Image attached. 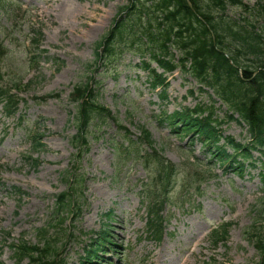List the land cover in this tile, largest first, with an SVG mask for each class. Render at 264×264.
Segmentation results:
<instances>
[{
  "label": "rangeland",
  "instance_id": "374dc122",
  "mask_svg": "<svg viewBox=\"0 0 264 264\" xmlns=\"http://www.w3.org/2000/svg\"><path fill=\"white\" fill-rule=\"evenodd\" d=\"M127 4L128 0L0 1L2 82L19 77L32 81L19 94L15 117H6L0 104V264H32L29 259L15 260L11 242L23 237L37 243L41 239L37 232L45 230L57 237L55 243L63 254L60 264H79L92 234L100 236L106 224L113 242L107 260L112 264H253L260 259L249 236L264 232V160L259 152L254 153L255 168L248 167L240 177L218 162L207 165L201 142L171 132L161 119L165 112L216 98L215 107L226 121L225 135L245 142L247 128L228 119L227 106L212 90L202 91L192 77L179 72L169 77L168 98L162 102L149 87L148 73L136 66L139 56L131 52L95 74L99 102L111 110L117 123L109 120L91 137L90 149L78 166L85 179L83 209L57 225L55 201L67 188L63 173L72 168L75 152L70 142L75 128L69 124L70 111L75 109L69 93L95 71L88 65L95 60L96 45L111 29L119 7ZM228 12L243 16L238 7L230 6ZM38 32L43 38L37 49L31 39L39 37ZM33 54L41 55L34 65ZM52 93L60 96L45 99ZM120 125L131 130L134 139L144 126L155 140L160 159L176 167L164 205L166 233L161 241L147 233L142 193L151 186L162 199L164 190L156 186L155 176L143 162L119 165L115 145L124 140ZM38 127L44 133L45 148L34 150L27 129ZM27 156L36 158L37 164ZM13 186L25 195L17 194ZM109 211L110 221L105 218ZM253 221L257 224L252 225ZM226 222L233 223L228 240L215 245L211 232Z\"/></svg>",
  "mask_w": 264,
  "mask_h": 264
},
{
  "label": "trees",
  "instance_id": "16d2710c",
  "mask_svg": "<svg viewBox=\"0 0 264 264\" xmlns=\"http://www.w3.org/2000/svg\"><path fill=\"white\" fill-rule=\"evenodd\" d=\"M128 1V5L120 8L108 34L97 43L95 60L88 68L97 65L94 72L97 73L99 67L115 64L123 53L131 52L140 57L139 66L149 72L151 89H160L163 99L167 98L169 86L167 74L176 70L193 77L202 90H206L204 87L212 89L228 107V117L248 127V143L243 144L223 135L220 126L224 121L217 115L212 104L214 100L210 105L198 103L194 109L186 107L181 111L165 113L162 120L168 122L173 133L201 141L211 162L216 160L225 170L241 175L244 164H250L255 150L264 157V3L258 1L256 5H250L243 0ZM230 6L240 8L243 16L238 18L229 14ZM34 42L40 45V40L34 39ZM152 63H156L162 72L152 67ZM94 78L93 74L86 81L76 83L69 95L75 108V112H70L69 121L76 129L70 139L76 149L73 165H77L88 151L91 137L101 126L109 120L117 121L112 112L99 103L97 86H93ZM23 81L19 78L5 83V87L0 83V104L8 117L18 111V95L14 92L22 91L21 88L26 86ZM235 114L238 118L234 117ZM121 128L125 130V136L130 135L127 128ZM140 132L137 140L127 137L128 144L123 141L117 147L120 161H145L155 176L156 186H162L166 192L176 167L160 159L155 141L145 127H141ZM30 136L35 150L44 148L42 134L30 132ZM223 138L225 143L219 145ZM141 145H147L152 151L142 154ZM229 146L233 149L232 153ZM28 158L37 162V159ZM64 178L68 182V190L57 198L59 226L66 221V212L69 215L80 209L83 198L84 178L76 167L65 171ZM149 216L152 233L161 231L162 225L158 229L153 224L155 213L150 211ZM230 226L226 223L220 230L213 231L215 244L227 240ZM41 236L43 238L37 244L25 240L13 244L16 258L20 261L30 258L33 263L57 264L60 254L53 238L49 237L47 230L41 232ZM250 238L260 253V260L255 264H264V232L252 234ZM102 241L109 240L102 236ZM98 243L104 245L100 241Z\"/></svg>",
  "mask_w": 264,
  "mask_h": 264
},
{
  "label": "bare ground",
  "instance_id": "6f19581e",
  "mask_svg": "<svg viewBox=\"0 0 264 264\" xmlns=\"http://www.w3.org/2000/svg\"><path fill=\"white\" fill-rule=\"evenodd\" d=\"M186 263V261L184 262V264Z\"/></svg>",
  "mask_w": 264,
  "mask_h": 264
}]
</instances>
